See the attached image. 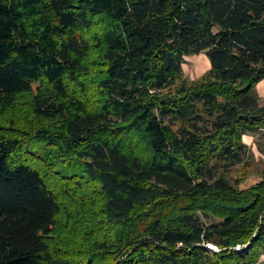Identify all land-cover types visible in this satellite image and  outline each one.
<instances>
[{"label": "trees", "instance_id": "obj_1", "mask_svg": "<svg viewBox=\"0 0 264 264\" xmlns=\"http://www.w3.org/2000/svg\"><path fill=\"white\" fill-rule=\"evenodd\" d=\"M262 80L264 0H0V264H257Z\"/></svg>", "mask_w": 264, "mask_h": 264}, {"label": "rangeland", "instance_id": "obj_2", "mask_svg": "<svg viewBox=\"0 0 264 264\" xmlns=\"http://www.w3.org/2000/svg\"><path fill=\"white\" fill-rule=\"evenodd\" d=\"M186 60L187 62L184 66V74L190 79L202 77L203 73L211 67L210 59H208L205 52L188 55ZM258 94L260 96V100L264 103V80L258 84ZM244 141L248 144L253 158L248 162L235 165L229 173L234 176L245 177L242 186H248L249 184L259 180L261 177L259 171H261V168H263L264 165V137L247 134L244 137ZM29 157L31 160L34 158L32 155H29ZM257 264H264V254L261 256V259Z\"/></svg>", "mask_w": 264, "mask_h": 264}, {"label": "built area", "instance_id": "obj_3", "mask_svg": "<svg viewBox=\"0 0 264 264\" xmlns=\"http://www.w3.org/2000/svg\"><path fill=\"white\" fill-rule=\"evenodd\" d=\"M242 247V245H239V248H241Z\"/></svg>", "mask_w": 264, "mask_h": 264}]
</instances>
